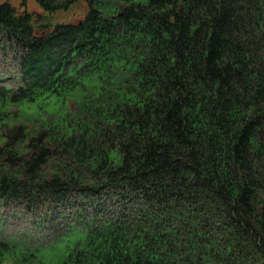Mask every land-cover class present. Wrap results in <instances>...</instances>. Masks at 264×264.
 <instances>
[{"label": "trees", "instance_id": "trees-1", "mask_svg": "<svg viewBox=\"0 0 264 264\" xmlns=\"http://www.w3.org/2000/svg\"><path fill=\"white\" fill-rule=\"evenodd\" d=\"M37 1L0 0V264H264V0Z\"/></svg>", "mask_w": 264, "mask_h": 264}, {"label": "rangeland", "instance_id": "rangeland-1", "mask_svg": "<svg viewBox=\"0 0 264 264\" xmlns=\"http://www.w3.org/2000/svg\"><path fill=\"white\" fill-rule=\"evenodd\" d=\"M10 1L14 6L19 7L20 10L27 8L30 12H33L37 15L39 14H45L43 12L42 7L40 6L39 2L37 0H26L24 3V0H8ZM86 11V4H76L73 8L67 10V11H57L54 14H52L51 22L57 23L60 21H78L80 18H82ZM60 249H50L45 248L41 252L42 259L48 263V264H59L60 261ZM7 264V263H5Z\"/></svg>", "mask_w": 264, "mask_h": 264}, {"label": "clouds", "instance_id": "clouds-1", "mask_svg": "<svg viewBox=\"0 0 264 264\" xmlns=\"http://www.w3.org/2000/svg\"><path fill=\"white\" fill-rule=\"evenodd\" d=\"M5 263L9 264V261H6ZM5 263H4V264H5Z\"/></svg>", "mask_w": 264, "mask_h": 264}]
</instances>
